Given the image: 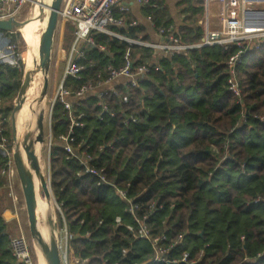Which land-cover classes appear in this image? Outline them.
Listing matches in <instances>:
<instances>
[{
    "label": "trees",
    "instance_id": "16d2710c",
    "mask_svg": "<svg viewBox=\"0 0 264 264\" xmlns=\"http://www.w3.org/2000/svg\"><path fill=\"white\" fill-rule=\"evenodd\" d=\"M153 3L155 7L142 11L156 34L174 26L181 44L200 41L201 0L175 3L178 26L166 0ZM60 32L59 47L67 50L73 28L64 22ZM116 32L150 42L138 22ZM96 43L105 52H88L80 80L65 84L71 95L82 84L93 83L105 66H120L126 51L133 59L140 53L157 58L159 69H152L138 87H118L102 98L113 117L101 114L93 95L74 108L85 116L77 143L89 147L88 166L102 170L108 184L98 186V179L84 174L59 146L69 118L59 103L52 109L49 185L59 206L57 228L66 226L73 264L84 259L86 264H153L150 244L126 229L134 220L118 189L126 190L138 206L136 218L147 216L153 237L165 235L168 243L180 237L167 258L179 259L186 252L193 264H264L257 257L264 252V40L236 68L241 105L226 86L233 49L212 46L165 56L106 36H97ZM2 72L0 115L9 131L22 74L9 68ZM2 166L0 161V188L7 183ZM9 229L0 210V264H18L10 253Z\"/></svg>",
    "mask_w": 264,
    "mask_h": 264
},
{
    "label": "built area",
    "instance_id": "2783aa9c",
    "mask_svg": "<svg viewBox=\"0 0 264 264\" xmlns=\"http://www.w3.org/2000/svg\"><path fill=\"white\" fill-rule=\"evenodd\" d=\"M127 1L141 8L155 7L153 0H62L58 11L60 28L62 23H69L73 28V35L67 50L61 48L57 50V57L63 65V70L48 110V134L47 138L44 137V148L46 147L48 156V169L50 151L54 143L50 126L51 112L54 105L59 103L68 114L69 124L66 133L58 137V144L69 157H73L78 161L79 165L83 167L84 174L93 175L98 179V186L108 183L102 170L98 171L88 166L89 160H91L88 154L89 147L84 143H77L76 131L83 129L82 121L85 116L82 113L75 114L74 108L79 106L78 101H81L85 96L93 95L98 100L97 106L100 108L101 114L108 113L109 116L113 117L109 106L101 101L102 98L109 96L118 87L131 89L138 87L141 82L145 81L146 76L152 69L158 70L159 67L156 64L157 58L155 57L151 59L152 57L147 56L146 53H140L139 56L133 59L132 54L126 51L122 56L120 66H105L102 71L96 73L93 83L89 81L82 84L71 95L69 90L65 88V84L69 81L80 80L86 67L88 52L91 49L105 52V46L96 43L97 36L118 39L140 49L147 48L165 56H173L186 50L212 46H220L224 50L233 49L234 53L226 64V86L227 91L237 99V103L240 105L242 104L241 88L237 80L236 68L242 63L250 48H257L264 40V0H201L202 15L199 26L202 37L197 44L192 45H184L179 42L175 35L176 29L174 26L159 29L157 35L161 40L157 43L129 39L116 32L117 30L137 26L135 20L128 18L130 7L125 4ZM33 2V0H0V22L12 20L16 23H23L19 21L20 14ZM36 2L35 7L38 8ZM147 21L151 23L150 17H147ZM19 28L14 27L10 31H0V79L4 68H9L23 75L25 67V63L23 66L24 52L15 40ZM69 96L74 99L68 100ZM6 122L0 115V161L3 163L1 175L6 177L5 187L10 188L13 177L16 176V170L12 159V139L11 136L8 137L5 134L6 129L4 126ZM45 141H48L47 145H45ZM116 193L125 202V212L134 220V225H127L126 229L139 240L148 242L152 247L151 263H194L189 262V255L186 252H183L179 259L171 260L169 257L167 258L166 255L174 244L180 241V237L170 243L167 242L165 235L153 237L150 227L146 224L147 216L142 219L135 217L138 206L133 203L132 198L127 197L126 190L118 189ZM57 211L59 212V208ZM115 224H120L119 217L115 218ZM61 233H63V240H60L62 262L63 264H73L67 252L65 224L61 229ZM9 248L11 256L18 264H36L30 246L22 234L9 237ZM125 253L124 250L122 255L124 256ZM257 257L264 258V252L259 253ZM81 264H86V260H82Z\"/></svg>",
    "mask_w": 264,
    "mask_h": 264
},
{
    "label": "water",
    "instance_id": "95a60500",
    "mask_svg": "<svg viewBox=\"0 0 264 264\" xmlns=\"http://www.w3.org/2000/svg\"><path fill=\"white\" fill-rule=\"evenodd\" d=\"M61 3L62 0H45L43 2L45 8L42 9L40 19L45 21V25L41 27L38 39V58L37 61L34 58L23 72L20 89L9 117L13 143L12 159L24 198L29 235L43 264H63L60 239L57 234L58 228L51 203L43 219L47 240L41 234L39 220L37 219V189L35 184L36 179L44 196L49 198L47 190V188L50 189L49 169L48 179H46L40 167L39 150L40 147L41 149L44 147V105L47 97L52 48L58 29V11ZM21 25L23 23H16L12 20L3 21L0 22V31H10ZM37 77L42 79L41 88L34 100L35 105L30 116V122L27 127L23 128L18 123L20 112L29 105L26 104L27 96L32 92Z\"/></svg>",
    "mask_w": 264,
    "mask_h": 264
},
{
    "label": "rangeland",
    "instance_id": "374dc122",
    "mask_svg": "<svg viewBox=\"0 0 264 264\" xmlns=\"http://www.w3.org/2000/svg\"><path fill=\"white\" fill-rule=\"evenodd\" d=\"M33 1L34 2L31 5L27 6L21 12L20 17H19V21L26 23L29 21L39 22L41 20L40 18L42 17V8L40 9L39 5H37L38 8L35 7V2L40 1V0H33ZM40 3H42V2H40ZM60 30H61V28H60V25L58 24V29H57V32L55 35V40H54V44H53V48H52V59H51V66H50V71H49V85H48L47 97H46L45 105H44L45 108H44V121H43L44 128H43V130H44V137H46V138H47V134H48L49 105H50V102L54 96L56 87L58 86V84L60 82V78L62 76V70H63V65L60 62L59 58L57 57V50H58V48L61 47L60 46L61 45V43H60V40H61ZM32 31H33V34H32L33 35V41H32L31 46H29L22 39V36H20L21 35L20 32L17 33V35L15 37L16 42L19 44L20 48L24 52L23 66L25 63V56H26V53H28V50H30L29 53L30 52L32 53L34 50H36L35 43H36V40L39 39V35L41 33V26L36 25L35 29ZM30 56L34 57V54H31ZM24 70H25V67H24ZM41 84H42V79L36 78L35 82L33 84L32 92H30L27 96L26 104H29L32 102L31 97H34V100L36 99L37 95L39 94ZM29 122H30V119L28 121H25L21 127H23V128L27 127ZM9 127H10V123H9ZM9 134L11 136L10 129H9ZM47 144H48V141H45V145H47ZM39 157H40L41 165L44 166L43 171H42L43 175L45 178L47 177L46 179H48V175H47L48 174V172H47L48 171V164L46 162L47 161L46 159L48 158V156H47L46 147L45 148L42 147V149L40 147ZM51 206H52V212H53L54 217L56 219V213H57L59 206L54 201V199H53V203L51 204ZM7 208H8L7 211H9V210L12 211V213L14 214V216L17 218V221H18V222L16 221V226L18 227V229L14 230V232H11L12 234L10 236H17V235L22 234L26 238L27 243L30 246L31 252H32L34 259H35V263L38 264L37 251H36V249L32 243L30 235H29L25 203H24V198L22 195V191H21V187H20V183H19V180L17 178V175L15 177H13V181H12L10 188H6V190L4 189V190L0 191V210L4 211L3 209H7ZM4 213H6L5 217L7 219L9 217L8 212H4ZM43 227L45 228L44 225H43ZM57 230H58L57 234L59 235V239L63 240V233H61V230H59V229H57ZM45 232H46V230H45Z\"/></svg>",
    "mask_w": 264,
    "mask_h": 264
},
{
    "label": "bare ground",
    "instance_id": "6f19581e",
    "mask_svg": "<svg viewBox=\"0 0 264 264\" xmlns=\"http://www.w3.org/2000/svg\"><path fill=\"white\" fill-rule=\"evenodd\" d=\"M45 0H40L36 2V5H39V8L43 9L45 8V6L43 5V2ZM42 2V3H40ZM36 25H41L44 26L45 25V21L42 19L39 22L36 21H29V22H24L23 25L20 26L19 28V32L21 33L22 39L29 45H32V41H33V31L36 27ZM36 50H34L31 54H34V57H31L29 51L28 53H26V59H25V69L26 67L30 64V62L35 58V60L37 61V53H38V39L36 40ZM38 78V77H37ZM37 92V91H36ZM32 102L29 103V105L27 107H24L21 112H20V119H19V126L21 127L22 124L25 121H28L30 119L31 113L34 109V105H35V101H34V97H31ZM30 106V107H29ZM19 130V129H18ZM47 158V157H46ZM47 160V159H46ZM47 162V161H46ZM41 167V171H43V165L40 166ZM47 170V169H46ZM48 172V171H47ZM48 175V174H47ZM47 178V177H46ZM35 184H36V189H37V219L39 220V224H40V231L43 237H46L45 240H47V235L45 234V228L43 227V219L45 214L48 212L49 210V204L53 203V197L51 195L50 189L47 188L48 190V195L49 198L45 197L41 188L39 187L38 181L35 179ZM52 207V206H51ZM46 235V236H45ZM35 252V251H34ZM37 259H38V264H43L41 257L39 255V253L37 252Z\"/></svg>",
    "mask_w": 264,
    "mask_h": 264
},
{
    "label": "crops",
    "instance_id": "0c3cea01",
    "mask_svg": "<svg viewBox=\"0 0 264 264\" xmlns=\"http://www.w3.org/2000/svg\"><path fill=\"white\" fill-rule=\"evenodd\" d=\"M177 1L178 0H166V4H167L168 10H169V15L173 19L175 26L179 25V20L176 18V13H175V8H174V5ZM125 4H127L130 7L129 17L132 18L133 20H135L136 22H138L139 24H142L145 27L147 34L149 35V41H150L149 43L160 42L161 38L156 34V32H154L152 24L147 21V17L145 15H143L142 8L140 6L132 3V2H129V1L125 2ZM198 24H199V22H198ZM153 58L154 57H152L151 59H153ZM4 189L6 190L5 186L1 187L0 191H2ZM3 210L4 211H2V218L4 219V221L6 223L9 224L10 233L14 232V230L18 229V227L16 226L17 218L14 216L12 211H10V210L7 211L8 208L3 209ZM4 212H8L9 217L7 219L5 217L6 213H4Z\"/></svg>",
    "mask_w": 264,
    "mask_h": 264
}]
</instances>
